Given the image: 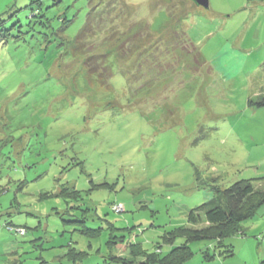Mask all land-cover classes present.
<instances>
[{
	"label": "rangeland",
	"instance_id": "obj_1",
	"mask_svg": "<svg viewBox=\"0 0 264 264\" xmlns=\"http://www.w3.org/2000/svg\"><path fill=\"white\" fill-rule=\"evenodd\" d=\"M115 1L111 14L123 7L152 25L142 45L156 60L177 65L191 48L179 44L172 56L161 39L178 19L202 65L152 73L171 80L130 92L115 58L111 87L91 85L73 49L97 14L93 2L0 0V264H119L113 234L155 250L166 230L188 224V209L213 197L209 179L223 188L252 179L264 190V106L249 104L264 96V0ZM151 61L142 60L152 65L144 73ZM70 187L79 197L66 198ZM244 230L225 239L234 255L192 241L182 264H264V205ZM71 249L85 255L68 259Z\"/></svg>",
	"mask_w": 264,
	"mask_h": 264
},
{
	"label": "trees",
	"instance_id": "obj_2",
	"mask_svg": "<svg viewBox=\"0 0 264 264\" xmlns=\"http://www.w3.org/2000/svg\"><path fill=\"white\" fill-rule=\"evenodd\" d=\"M102 1L89 0L95 5L94 8L97 14H93L94 19L87 22L74 41L73 52L82 59L81 65L86 71L89 84H96L109 89L115 73L113 64L115 58L124 62V65H120L119 68L127 76L129 83L127 87L130 92L148 91L153 87L166 85L171 80L167 78L168 75H165L166 78L164 77L160 82L156 81L165 74V70L166 72L174 71L170 75L171 77L177 73L178 67L188 68V63L192 59H197V64L202 65L201 55L197 47L190 40L187 33L180 28L178 19H176L174 25L170 24L164 34L160 33L161 39L166 41V47L172 56L175 55L176 50L179 51V44L182 46L188 45L191 48L187 50L183 48L186 53L184 54L182 50L181 53L184 54V57H178L179 60H175L177 65L169 62L165 64L162 60H156L160 54L153 56L142 45L145 37L150 38L154 34L155 30L152 29V25L148 24L150 29L148 33L146 20L127 15L123 7H120L116 14H111L114 12V5L118 4V1L115 0L109 1L107 5L108 14H106L107 11L101 9L104 7V5L101 6ZM120 10L122 14H120ZM121 17L124 19L122 22H120ZM173 20L175 21V18ZM143 59H152L151 64L155 62L154 67H152L153 71L144 73L145 68L152 65L145 67L142 63ZM133 69H136V74H133ZM152 73L156 76L154 77L156 80H152L150 77ZM133 85L136 87L135 91H133ZM249 104L256 107L264 106V96L257 102L250 100ZM196 177L198 180V171H196ZM211 180L213 181V178L209 179V181ZM209 181L206 182V186L213 190V197L200 206L188 209V224L178 225L173 229L166 230L160 236V241L155 245L153 251L145 249L141 242L136 241L135 236L127 241L125 235L117 237L113 234L116 240L113 239L110 243L114 247L124 250V253L111 255L110 259L119 264H182L193 254L189 243L199 240L215 241L222 256L234 255L233 245H227L225 239L236 234L245 235L244 224L255 217L258 210L264 205V190L257 189L252 179H240L225 188ZM103 185H107V183H103ZM67 193V189L63 188L58 195L65 197ZM80 194L79 190L73 188L66 198L71 199L70 195L79 197ZM117 206H122L123 209L118 211L116 210ZM113 209L118 213L125 210L124 205L121 203L114 204ZM78 219L75 221H78ZM79 222L84 223V221ZM110 226L115 229L113 224H110ZM133 228H126V230L133 235ZM19 229H23L26 233V229L23 227L9 226L10 231L19 233ZM179 238H184L185 242L174 245ZM163 244L172 245V249L164 254L162 251ZM126 253L129 256L124 255ZM84 255V251L71 249L64 256L75 260L76 257ZM206 256L214 257L215 254L207 252ZM39 264L52 263L41 259Z\"/></svg>",
	"mask_w": 264,
	"mask_h": 264
},
{
	"label": "water",
	"instance_id": "obj_3",
	"mask_svg": "<svg viewBox=\"0 0 264 264\" xmlns=\"http://www.w3.org/2000/svg\"><path fill=\"white\" fill-rule=\"evenodd\" d=\"M192 1L199 6L209 7L210 5L209 0H192Z\"/></svg>",
	"mask_w": 264,
	"mask_h": 264
},
{
	"label": "built area",
	"instance_id": "obj_4",
	"mask_svg": "<svg viewBox=\"0 0 264 264\" xmlns=\"http://www.w3.org/2000/svg\"><path fill=\"white\" fill-rule=\"evenodd\" d=\"M122 209H123L122 206H117V207H116V210H118V211H121ZM18 232H19L20 234H24V233H25V231H24L23 229H19Z\"/></svg>",
	"mask_w": 264,
	"mask_h": 264
}]
</instances>
